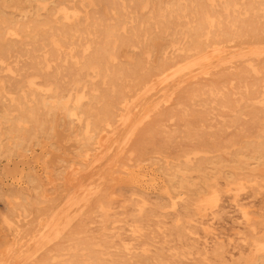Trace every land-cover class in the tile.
I'll return each mask as SVG.
<instances>
[{
	"label": "rangeland",
	"instance_id": "obj_1",
	"mask_svg": "<svg viewBox=\"0 0 264 264\" xmlns=\"http://www.w3.org/2000/svg\"><path fill=\"white\" fill-rule=\"evenodd\" d=\"M263 244L264 0H0V264Z\"/></svg>",
	"mask_w": 264,
	"mask_h": 264
},
{
	"label": "bare ground",
	"instance_id": "obj_2",
	"mask_svg": "<svg viewBox=\"0 0 264 264\" xmlns=\"http://www.w3.org/2000/svg\"><path fill=\"white\" fill-rule=\"evenodd\" d=\"M70 13V12H69ZM20 18V17H19ZM221 19V18H220ZM130 20V19H129ZM106 21V20H105ZM104 21V22H105ZM108 21V20H107ZM218 22V21H217ZM216 24H218V23H216ZM44 27V26H43ZM160 27V26H159ZM218 27H219V24H218ZM41 28V27H40ZM162 28V27H161ZM213 28H214V26H213ZM219 33V32H218ZM209 34V33H208ZM208 36V35H207ZM216 36V35H215ZM208 39V38H207ZM244 42V41H243ZM60 45V44H59ZM201 45V44H200ZM217 45V44H216ZM210 46V45H209ZM256 46V45H255ZM211 47V46H210ZM213 47V46H212ZM230 48V47H229ZM206 49V48H205ZM245 49V48H244ZM259 50V49H258ZM205 51V50H204ZM224 53V52H223ZM255 53V52H254ZM259 53V52H258ZM191 55V59H192V55L193 54H190ZM243 55V54H242ZM177 56V55H176ZM258 57V56H257ZM172 58H174V56L172 57ZM182 60V59H181ZM184 60V59H183ZM217 60V59H216ZM166 63H168V62H166ZM247 63H249V62H247ZM235 65H237V63H235V61H234V66ZM251 65V64H250ZM158 66H160V63H159V65ZM165 66V65H164ZM233 66V67H234ZM238 66V65H237ZM164 71V70H163ZM165 72V71H164ZM163 72V73H164ZM190 72V71H189ZM212 74V73H211ZM198 76V75H197ZM69 102V101H68ZM78 104V103H77ZM262 144V143H261ZM256 160V159H255ZM7 171L9 172V173H11V174H15V171H16V167H14V168H12V167H8L7 168ZM16 177V176H15ZM13 179V178H12ZM15 179H17V178H15ZM15 182V181H14ZM102 209V208H101ZM246 237V236H245ZM257 244H258V242H257ZM264 245V244H263ZM94 257V256H93ZM261 260V259H260Z\"/></svg>",
	"mask_w": 264,
	"mask_h": 264
}]
</instances>
